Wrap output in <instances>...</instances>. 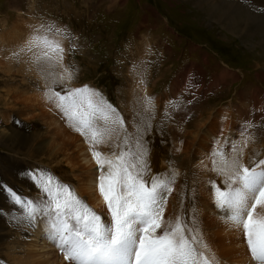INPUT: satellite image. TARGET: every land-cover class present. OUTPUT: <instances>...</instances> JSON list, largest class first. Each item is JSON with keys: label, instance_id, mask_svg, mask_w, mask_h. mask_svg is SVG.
Returning a JSON list of instances; mask_svg holds the SVG:
<instances>
[{"label": "rangeland", "instance_id": "374dc122", "mask_svg": "<svg viewBox=\"0 0 264 264\" xmlns=\"http://www.w3.org/2000/svg\"><path fill=\"white\" fill-rule=\"evenodd\" d=\"M229 8L231 14L224 16L223 28L219 13ZM231 16L237 20L233 33L226 29L229 23L235 25L228 20ZM31 23L34 31L40 29L63 45V67H50L44 62L38 65L33 62L32 53L20 52L32 34L27 35L24 26ZM11 27V30L18 28L15 32L20 30L27 39L11 46ZM1 39L6 47L11 46L3 53L13 54L16 68L13 65L15 71L10 75L2 71L5 68L0 70V138L6 144L19 141L17 149L23 153L31 152L28 148L35 134L46 137L51 129L45 119L41 121L37 117L41 110L38 107L29 109L30 117L24 118L17 111L28 109L26 104L13 102L14 109L6 107L12 101L6 98V92L30 95L36 92L45 99L44 93L50 88L66 94L68 88L87 86L117 110L132 140L137 135L142 137L148 149L150 170L146 180L150 182L154 175L170 176L173 169L178 171L177 200L172 203L169 217L179 214L183 204L189 223L193 207L200 222L198 202L203 197L198 187L200 178L205 174L220 178L211 170V156L193 163L197 150L194 143L198 133L204 131L198 124L208 121L206 127H210L212 115L216 117L214 131L224 130L222 140L228 142L224 147L228 153L231 141L241 139V126L245 121L252 122L255 127L249 131L254 141L246 149L245 162L251 166V159H264V0H0L2 47ZM2 55L0 66L1 61L10 62ZM64 68L73 74L71 82L66 78L61 80ZM19 70L25 71L24 74ZM175 82H181L179 88L185 91H178L181 94L176 97L172 94ZM145 96L154 98L155 105L150 111H145ZM252 101L258 108L251 105ZM199 113L204 118L198 121ZM235 113L239 124L229 134V129H224V121L229 120L226 122L231 124ZM20 121L25 124L21 125ZM175 131L180 132L179 138ZM72 133L79 134L73 129ZM123 137V132L118 138L114 135L113 141L99 150L106 154L118 152L120 149L113 145L123 146ZM40 156L32 160L17 150L5 148L0 141V171L8 170L17 177L13 168L23 161L31 162L74 189L69 182L76 179L67 164L59 161L58 152L44 148ZM218 180L216 183L222 188L223 183ZM5 181L0 176L3 186L16 189L26 197L21 190L33 184L29 179L14 184ZM0 224L4 226L5 222ZM0 264L10 263L0 259Z\"/></svg>", "mask_w": 264, "mask_h": 264}, {"label": "snow or ice", "instance_id": "6c2138e0", "mask_svg": "<svg viewBox=\"0 0 264 264\" xmlns=\"http://www.w3.org/2000/svg\"><path fill=\"white\" fill-rule=\"evenodd\" d=\"M20 52L32 53L38 65L44 62L63 67V45L40 29L30 35ZM60 78L71 82L73 74L64 68ZM44 95L87 143L97 166L96 191L108 218L98 214L70 185L43 169L25 175L39 190L40 199L18 194L2 182L0 187L9 203L22 212L23 220L30 225L38 220L46 223L49 239L67 264H219L204 239L195 207L190 223L183 204L174 218L165 216L178 171L146 180L150 170L142 137L131 139L122 116L100 93L83 86L68 88L66 94L50 88ZM144 100L145 111L152 110L154 98L145 96ZM253 127L245 121L239 130L241 139L231 141L230 153L224 151L227 141L222 146L214 139L211 170L223 178L224 186L212 180L207 183L216 208L224 213L220 219L242 236L250 264H264V159H251V166L245 162L246 149L254 141L249 131ZM121 132L123 146L113 145L118 152L99 150Z\"/></svg>", "mask_w": 264, "mask_h": 264}, {"label": "bare ground", "instance_id": "6f19581e", "mask_svg": "<svg viewBox=\"0 0 264 264\" xmlns=\"http://www.w3.org/2000/svg\"><path fill=\"white\" fill-rule=\"evenodd\" d=\"M224 10L223 12L219 13V20L223 28H224V16L228 17L231 14L230 8L228 9L227 12H224ZM228 20L235 23V25H233L232 23L227 24L228 27L226 28L228 31L232 30L233 33L234 27L237 25V20L235 17L232 16ZM24 27L27 30V35L30 34L29 32H31L32 34L33 32H35L33 30V28L35 27L34 25H32V23L30 25L27 24ZM11 29L12 27L10 28V30ZM17 30L18 28H15L11 30L9 34L11 35L10 37L11 46H13L14 44H18L19 40L21 42L27 39V38L25 39L21 35L20 30L18 32H15ZM1 38L3 39L2 35ZM2 39H1V43L3 46L2 47L0 46V56L2 54H3L2 56H5L6 54L3 53L4 50L10 49L11 46L6 47L7 45H5V41ZM6 57L10 59L9 60L10 62L8 63L7 61H5L7 63L5 64L4 61L3 62L1 61V64L3 65L0 66V70L5 68V70L2 71L3 72L5 71L7 75H10L11 72L15 71L14 67L16 68L15 65L16 62L15 59L13 58L12 53H8V56L6 55L5 59H7ZM11 61L14 64L11 63ZM25 69L27 71V68ZM24 72L25 71L20 73L24 74ZM228 73L229 72H227L226 77L230 75V73L229 74ZM222 77L224 78L223 80L225 81L226 78L224 77V73ZM174 85H173L174 92L172 93L173 96L174 97L180 96L181 93L178 91H181L180 90L181 88L179 87H181L180 85H182V83L175 82ZM41 86L46 87V85L44 84ZM216 86L217 84H215V87ZM13 92L12 93L6 92L7 94L5 95L7 96L6 98L8 99L9 97V100L12 101L8 104L5 103L6 104L5 106L14 109L15 105L13 104V102L15 104H21L22 106L26 104L25 107H27L28 109L26 110L22 109L17 111V114L21 118L30 117V115H28V113H30L29 109L31 108L37 109L38 107L41 110H40V115H38L37 117L40 118L41 121L45 119V123L47 124V127L51 129V131L49 133V136L46 137H44L45 135L41 133L35 134L33 144H31V147L28 148V151L31 152L23 153L21 150H18L17 147L19 141H17L18 144L12 141L6 144L4 143L5 141L2 138H0V141L3 144V146H5V148L17 150L20 155H25L31 158L32 160L35 159L38 160L41 157L40 152L44 150V148H49L52 153L58 152L59 157H61V160L59 161H62V164L65 163L67 164V166L71 169L70 173L75 177L74 180L76 179V182L68 181L69 184L73 185L77 194L81 198H83L90 207H92L95 211H97V213H101L104 219L107 220L108 217H107L106 206L103 204L102 198L99 196L98 192L96 191V187L94 183L95 176L97 174V170L95 169L96 165L91 157V154L88 150V145L84 141V138H81L82 136H80L79 134L72 133V128L69 127L62 113L55 107L54 104L50 102H46L47 101L46 98L44 99L41 94L39 95L38 93L35 92L34 94L30 95L25 92H23L22 94L13 93ZM143 92L144 90L142 91V93ZM255 93L252 94V99L254 98ZM255 102H257V100H255ZM255 102L252 101L251 103V105L254 104L252 105L254 107H256ZM186 113L187 112H184L185 116ZM197 118L198 121L200 119H203L204 118L203 113H199ZM214 119H216V117L214 116L213 118L212 115L211 118L212 121L210 127L209 126L206 127L207 126L206 122L208 121L198 124V127L203 128L204 131H200L198 133L197 142L194 143V145L197 147V150L195 153V157L193 158V163L201 158H210L212 149L214 147V139H219L221 141V145H224L223 144L224 140H222L224 138V130L223 132H221V129L220 132L214 131L215 130ZM226 121L229 120L224 121V125H225L224 129L225 130L229 129L228 133L233 134L234 126L239 124V121H236V113L233 115V120L231 121V124H229L230 122H226ZM20 123L21 125L25 124L22 121H20ZM23 127L29 128L28 126H23ZM187 131L188 129L183 134V138L185 135H187ZM178 132L175 131L174 133L179 138L180 132L179 133ZM0 134L2 133L0 132ZM207 142H209L210 145L207 144ZM187 157H191V156H187ZM78 167L80 169H78ZM41 169L43 168H39L34 163L31 162L26 163L23 161L17 164L12 170V171L15 170L17 171V177H14L12 172L10 173L8 170H1L0 172H2L3 175L0 176L1 178L6 180L5 182L12 184L21 183L24 180H27L25 178V175L27 173L29 172L38 173ZM18 176H21L22 178H19ZM200 179L201 181L198 183V187L203 197L201 199V202H198V207H199L198 213L200 219L199 225L200 228L202 229L204 239L207 241L208 245L210 246L211 251L215 254V257L217 258L219 264H250L249 254L246 249V244L243 242L242 236H240L239 233L232 230L228 224H226L222 219H220V217L223 216L224 213H222L219 209L216 208L210 195L211 187L207 182L209 180L217 182L219 181L218 179H220L221 182L223 183V178L222 177L218 178L216 177L215 174H205ZM178 184L179 181L176 182L174 194L172 193V195L168 198L170 202H168L165 211L166 217H169L171 208L173 207L172 203H174V201L177 200L176 195L178 194V191L176 190V188L178 187L177 186ZM34 189L35 191L32 192ZM21 191H24V194H27V197L29 198H34V199L41 198L40 193L39 191L36 190L34 184L29 185L26 190L23 189ZM13 216H15L16 219H13ZM0 221L5 222L4 226H0V259L2 260V262L7 261L10 264H67L61 252L54 246V243L49 239V230L46 226V223L43 220H39L37 221L36 225H30L27 221L23 220L22 212H20L16 207H14L11 203H9V200L7 198V193L1 187H0ZM6 238L8 239L6 240Z\"/></svg>", "mask_w": 264, "mask_h": 264}]
</instances>
